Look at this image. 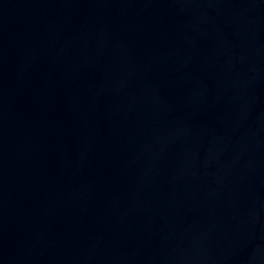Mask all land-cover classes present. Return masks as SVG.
Instances as JSON below:
<instances>
[{
    "label": "water",
    "instance_id": "95a60500",
    "mask_svg": "<svg viewBox=\"0 0 264 264\" xmlns=\"http://www.w3.org/2000/svg\"><path fill=\"white\" fill-rule=\"evenodd\" d=\"M0 264H264V0H0Z\"/></svg>",
    "mask_w": 264,
    "mask_h": 264
}]
</instances>
